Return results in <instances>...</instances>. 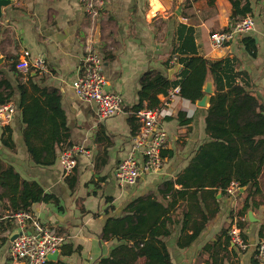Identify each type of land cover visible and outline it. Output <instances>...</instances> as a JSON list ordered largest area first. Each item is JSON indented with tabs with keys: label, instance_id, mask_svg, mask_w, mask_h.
Returning <instances> with one entry per match:
<instances>
[{
	"label": "crops",
	"instance_id": "crops-1",
	"mask_svg": "<svg viewBox=\"0 0 264 264\" xmlns=\"http://www.w3.org/2000/svg\"><path fill=\"white\" fill-rule=\"evenodd\" d=\"M251 1V15L256 20L254 31L227 42L222 48L212 45V34L230 30L242 18L230 0H109L94 24L82 0H12L2 8L0 53L6 59L0 65V81L6 80L11 87L1 85L0 91L6 95L12 92L8 103L15 105L16 114L6 125L12 128L13 148L4 145L2 137H7L8 132L5 126L0 127V157L3 163L15 168L22 180L35 181L46 193L58 198L56 202L35 203L31 212L65 236L58 258L48 259L46 264H101L118 244L103 238L107 220L128 214L130 205L133 202L136 205L139 198L157 200L165 206L176 200L171 208L172 233L163 238L173 264H211L210 260L217 264H264V256H255L264 240L260 235L264 228V171L258 187L251 190L238 188L234 196L224 195L221 190L208 194L209 198L202 203L206 225L190 245L179 244L180 239L181 243L184 241L183 210L188 200L177 194L181 185L176 180L199 146L209 140L206 132L209 103L201 106L199 100L192 102L178 94L168 107L169 114L160 119L168 133L162 168L142 173L133 185L123 186L115 177L116 167L132 147L134 134L129 119L132 106L138 102L144 74L155 69L170 79H177L181 72L182 66L173 54L175 45L179 44L181 25L194 28L201 56L210 61L233 58L237 69L246 73L243 77L247 86L264 101V0ZM250 34L257 37L255 56L243 42ZM89 43L101 56L106 91L120 93L124 99L122 112L106 120L100 119L94 102L77 96L72 87L73 79L84 66ZM25 48L33 55L44 56L49 72L13 70ZM208 81L215 89L211 76ZM31 83L56 92L65 111L66 145H55L56 159L52 165L37 164L30 157L24 139L19 85H27L29 96L40 95ZM165 98L160 95L162 101ZM137 123L139 129L140 122L137 120ZM100 127L105 132L97 140ZM46 129L47 125L43 130ZM102 136L109 144L100 140ZM45 137L35 139L34 144L42 146ZM74 144L84 146L89 154L78 155L76 168L65 174L59 156L64 148ZM72 176L76 177L73 188ZM171 182H174L172 189ZM249 194L250 206L241 215ZM13 209L9 197L0 200V264H23L9 256V247L15 234L33 232L31 224L25 229L20 227L18 219L13 217ZM233 226L240 228L248 243L246 249L234 244L230 234L228 245L224 238L220 239L222 230L229 228L230 231ZM216 242L217 246L204 250L206 245ZM145 262L146 258H140L136 264Z\"/></svg>",
	"mask_w": 264,
	"mask_h": 264
},
{
	"label": "trees",
	"instance_id": "trees-1",
	"mask_svg": "<svg viewBox=\"0 0 264 264\" xmlns=\"http://www.w3.org/2000/svg\"><path fill=\"white\" fill-rule=\"evenodd\" d=\"M230 2L237 15L244 17L253 14L251 0ZM193 32L194 28L186 25H181L178 29L179 44L175 45L173 50L174 56L182 66L178 78L170 79L161 71L148 70L141 80L138 102L132 106L129 119L132 134L135 135L138 132L136 113L144 108L162 107L160 95L166 97L169 91L177 86L182 98L192 102L200 100L205 95L204 85L208 74H212L215 94L211 97L206 114V132L209 140L199 146L176 180L181 185V188L176 190L177 194L188 200V206L183 210L184 241L181 243L180 239L179 242L183 246L190 245L206 225L207 216L202 203L209 195L221 190L224 195L233 196L228 192L232 183H236L238 188L248 187V190L258 187L259 178L264 171V101L247 86L243 77L246 73L237 69L233 58L210 61L201 56ZM243 42L251 55L255 56L258 45L254 36H245ZM37 73L39 74V71ZM1 85L11 87L6 80L0 81ZM31 86L36 92H40V95L29 96L27 85H19L22 94V122L25 125L24 139L30 157L37 164L52 165L56 159L55 145H66L65 111L56 92H48L33 83ZM11 100L12 92L6 95L0 91V104ZM46 125L47 129L43 130ZM5 129L8 136L2 137L3 143L13 148L15 142L12 128L5 126ZM103 132L104 127H100L97 140ZM41 137H45L43 145L36 146L34 140ZM100 140H106V144H109L104 136L100 137ZM70 181L73 188L76 177L72 176ZM0 187L3 190L0 200L9 197L14 213H31L35 203L58 200L55 195L46 193L37 182L22 180L15 168L3 163L1 157ZM173 187L174 182H171L169 188ZM249 197L250 194L245 200L241 215H244L250 206ZM175 204V199L165 206L157 200L139 198L136 205L135 202L130 205L128 214L119 218L110 217L102 235L104 239L115 240L118 244L108 257L101 260V264H136L140 258H146L144 264H173L163 238L172 233L174 219L171 208ZM190 222L192 224L188 226ZM187 229L191 232L186 233ZM263 231L264 228L260 232L261 239L264 238ZM219 237L224 238L228 245L229 228H224ZM215 246L217 242L206 245L204 250ZM259 247L255 256L259 253ZM210 263L217 264L214 260H210Z\"/></svg>",
	"mask_w": 264,
	"mask_h": 264
},
{
	"label": "built area",
	"instance_id": "built-area-1",
	"mask_svg": "<svg viewBox=\"0 0 264 264\" xmlns=\"http://www.w3.org/2000/svg\"><path fill=\"white\" fill-rule=\"evenodd\" d=\"M109 0H82L85 12L94 24L103 12ZM256 20L248 14L235 22L227 31L212 34L211 41L215 48L254 31ZM88 53L80 74L72 81V87L77 96L96 104L97 113L102 120L112 118L122 112L124 99L120 93L106 91V78L103 62L98 51L89 43ZM19 60L15 63V70L27 73L37 70L41 73L49 72L48 63L44 56L33 55L30 49H22ZM179 94V87L171 89L160 108H144L136 113L140 127L132 138V147L126 158L116 167V180L123 186L135 184L142 173L158 171L163 166V150L168 142L167 130L161 126L160 119L169 114V106ZM16 114V107L12 103L0 104V127L10 124ZM88 155L89 151L82 145L74 144L64 148L59 156V162L65 172L70 174L78 164V155ZM238 185L232 183L228 192L236 195ZM21 228L31 224L33 232L20 233L9 247V256L24 264H46L48 255L60 250L65 236L51 228L42 220L35 218L30 212L18 211L13 214ZM229 234L234 244L242 249L248 247L238 226H233ZM264 256V240L259 247L258 257Z\"/></svg>",
	"mask_w": 264,
	"mask_h": 264
},
{
	"label": "water",
	"instance_id": "water-1",
	"mask_svg": "<svg viewBox=\"0 0 264 264\" xmlns=\"http://www.w3.org/2000/svg\"><path fill=\"white\" fill-rule=\"evenodd\" d=\"M11 2H12V0H0V14L2 12V8L4 6L9 5ZM255 38H257V37L255 36ZM5 59H6V57L0 53V65L4 62ZM210 76L212 77L211 73L208 74V77H210ZM208 77H207L205 85H204L205 95L198 101V104L201 106H206L208 103L210 104L211 97L215 94V89L213 88V84H212V82L208 81ZM212 79H213V77H212ZM213 83H214V81H213ZM243 188L244 187H242L241 190H243ZM18 235L19 234H15V236L13 237L12 240H14ZM58 253H59V250L53 254H49L48 259H55L56 260L58 258Z\"/></svg>",
	"mask_w": 264,
	"mask_h": 264
}]
</instances>
